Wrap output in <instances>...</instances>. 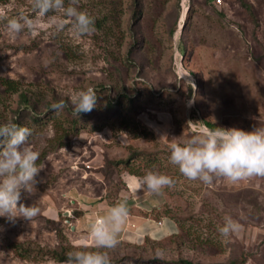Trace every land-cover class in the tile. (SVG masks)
<instances>
[{
    "label": "rangeland",
    "instance_id": "374dc122",
    "mask_svg": "<svg viewBox=\"0 0 264 264\" xmlns=\"http://www.w3.org/2000/svg\"><path fill=\"white\" fill-rule=\"evenodd\" d=\"M216 1L143 0L136 24L132 0H122L120 24H105L101 19L107 0H79L80 10L101 25L79 37L68 25L58 31L50 19L55 14L39 16L32 0L0 4V78L16 81L20 89L9 95L0 87V124L21 120L30 127L29 143L40 153L37 163L44 165L35 193H24L21 201L26 206L37 203L39 214L29 221L0 217V264H45L46 258L54 259L52 253L67 257L83 245L96 250L92 241L71 229V204L65 194L78 186L114 198L121 189L114 175L122 167H100L110 173L104 177L92 160L99 156L103 165L108 157L125 159L138 150L158 157L154 172L174 180L165 187V208L194 222H183L178 237L177 231L176 237L102 249L111 264H176L180 258L227 264L242 253L247 254L246 264H264V177L237 183L215 177L208 185L185 178L169 160L174 143H188L187 125L201 133L204 122L249 132L264 128V0ZM213 9H222V19L213 16ZM20 15L34 19V26L11 39L5 26ZM111 25L113 31L108 30ZM131 30L143 42L126 62ZM89 87L98 97L96 106L75 115L72 101ZM20 92L33 97L45 112L37 123L19 108ZM115 99L120 116L103 120L107 100ZM60 101L65 107L57 113L52 105ZM69 112L80 130L68 146L57 148L54 142L63 132L68 131L67 141L75 129ZM101 125L102 131L94 132ZM229 216L242 227L224 238L218 229Z\"/></svg>",
    "mask_w": 264,
    "mask_h": 264
},
{
    "label": "clouds",
    "instance_id": "9594fccd",
    "mask_svg": "<svg viewBox=\"0 0 264 264\" xmlns=\"http://www.w3.org/2000/svg\"><path fill=\"white\" fill-rule=\"evenodd\" d=\"M79 0H32V7L39 16L54 13L50 19L58 31L71 27L75 35L84 36L95 31V18L86 10H80ZM34 19L26 15L13 17L5 26L11 39L19 36L25 28L31 30ZM97 95L89 87L77 94L72 101L73 113L91 112L97 103ZM65 107L64 101L52 105L57 113ZM191 123V122H190ZM33 130L28 126L6 122L0 124V217L14 222L18 218L31 220L40 208L37 203L26 206L22 201L24 193L32 195L36 191L37 176L44 169L39 151L29 143ZM170 163L178 166L180 173L189 180H200L210 185L215 177H223L232 183L253 177H264V128L253 131L238 128H208L193 137L187 144H173ZM138 189L148 194H160L165 187L174 184L172 177L147 171L137 177ZM129 215L126 201L111 206L108 211L95 219L85 240H91L96 250H86L87 245L66 254L63 264H111L107 251L118 244V234ZM242 225L232 217H226L224 225L218 229L220 235L228 238L238 233ZM45 264H58L46 258Z\"/></svg>",
    "mask_w": 264,
    "mask_h": 264
},
{
    "label": "trees",
    "instance_id": "16d2710c",
    "mask_svg": "<svg viewBox=\"0 0 264 264\" xmlns=\"http://www.w3.org/2000/svg\"><path fill=\"white\" fill-rule=\"evenodd\" d=\"M121 1L122 0H107V6L105 7L106 9V13L103 16V19H101L103 22H105V24L107 23H116V24H120V14L121 11L118 9V7L121 5ZM7 2H9V0H0V4H6ZM221 2V0H220ZM109 9V11H108ZM144 11V6H143V0H132V19L134 21H136V24L139 23L140 17L142 16ZM213 16L217 17V19H222L221 17L223 16V11L221 9V11H217L215 9H213ZM95 24L97 26V28H100V23L97 21H95ZM113 26L111 25L110 27H108L109 31H113L114 29L112 28ZM115 27V26H114ZM132 31V46L130 47V50L128 51V56L126 57V62H128L129 58H132V50L135 48V46H137V51L140 50V45H142L143 42V38L140 36H137L133 30ZM129 60H133V59H129ZM200 81H198V89L200 88ZM0 87L3 88V92L9 95H13V94H17L20 89H19V85L16 81L11 80V79H7L4 77L0 78ZM19 100H20V106L19 108H23L22 111L24 113V117L29 118L31 121L33 122H38L40 120V116L43 113V111L38 109V106L34 100L33 97L29 96L26 93L20 92L19 93ZM119 100L115 99L114 101L112 100H107L106 102V107L101 111V117L103 118V120L105 121H109L111 119H115L116 117L120 116V109H119ZM47 110H50L49 108H47ZM20 111V110H19ZM82 114V113H81ZM71 119V128H75L72 130V134L71 137L66 141V135L68 133V131H64L65 129H62L63 135L61 137H59V139H57V142L55 143V147L57 148H61L64 146H68L71 143V139L75 138L78 135V132L80 129L76 128L75 125L77 123V119L73 117V113L69 112V116ZM14 123H17L20 126H24L19 121H14ZM106 123V122H104ZM204 125L207 126L208 128H215V126L209 122H204ZM61 128V127H59ZM104 128V125H101L100 127H98L96 130H94V132H100L102 131V129ZM187 128V134H186V139L189 142L193 137L200 135L201 132L198 131H194L190 128V126H186ZM160 159L156 156H153L152 153L149 152H143V151H132L125 159H120V160H109V161H105V167H109L112 169H117V168H121L122 167V171L129 174V175H133L136 177H142L143 175L146 174L147 171H155L154 167L156 166L157 163H159ZM98 168L97 170L100 171L102 173V175L108 176L110 175V173H106L104 172L103 169ZM143 169L146 170V172H143ZM159 169L162 170L161 164L159 165ZM166 188L162 189L165 198L167 197L166 193H165ZM120 191V190H119ZM118 191V192H119ZM117 192V194H118ZM108 198V197H107ZM166 203H164V205H162L160 207V209L155 211V217L157 219H162V218H168L170 220H172L178 230V233L176 234V236L178 237L179 234H181L182 229L185 228V225L183 222H185L186 220H189L192 218L193 221V217H182L179 216L175 213H172L170 211V209L165 208ZM182 221V223H181ZM194 222V221H193ZM175 236V235H174ZM175 236V237H176ZM186 239H188V236L185 235L184 236ZM184 243V241H182ZM203 243L207 244V241H204ZM53 254V258L56 261L62 262L65 261L67 259V257H65L63 254L60 253H52ZM247 261V254L246 253H242L238 258L233 259L231 261H229L227 264H246ZM176 264H199V263H193L189 260L186 259H178V261L176 262Z\"/></svg>",
    "mask_w": 264,
    "mask_h": 264
},
{
    "label": "crops",
    "instance_id": "0c3cea01",
    "mask_svg": "<svg viewBox=\"0 0 264 264\" xmlns=\"http://www.w3.org/2000/svg\"><path fill=\"white\" fill-rule=\"evenodd\" d=\"M108 159L111 160L109 157ZM99 160V156L92 160L94 166L98 164V168L105 165H100ZM114 176L116 179L119 178L121 189L112 199L102 194H94L86 186H84L86 188L73 186L74 188H70L65 194V198H68L71 204L68 206L73 216L71 229L76 231L82 240L86 241L84 237L87 236L92 222L121 201H126L129 215L118 234V244L139 245L143 239L154 242L177 233V227L172 220L155 217V211L160 209L166 200L163 191L158 195L141 191L138 189L137 177L123 171Z\"/></svg>",
    "mask_w": 264,
    "mask_h": 264
},
{
    "label": "built area",
    "instance_id": "2783aa9c",
    "mask_svg": "<svg viewBox=\"0 0 264 264\" xmlns=\"http://www.w3.org/2000/svg\"><path fill=\"white\" fill-rule=\"evenodd\" d=\"M216 2H217V4H220V3H221L220 0H217ZM191 129L194 130V131H198V130L193 129V128H191ZM198 132H199V131H198ZM81 163L84 165V167H85L86 169H90V165H89V163H85V162H82V161H81ZM74 167L77 168V164H76V163L74 164ZM86 169H85V170H86ZM68 214L71 215L72 212H69V211H68ZM72 217H73V216H72Z\"/></svg>",
    "mask_w": 264,
    "mask_h": 264
},
{
    "label": "water",
    "instance_id": "95a60500",
    "mask_svg": "<svg viewBox=\"0 0 264 264\" xmlns=\"http://www.w3.org/2000/svg\"><path fill=\"white\" fill-rule=\"evenodd\" d=\"M67 214V213H66Z\"/></svg>",
    "mask_w": 264,
    "mask_h": 264
}]
</instances>
